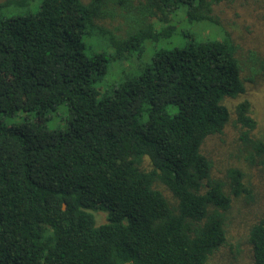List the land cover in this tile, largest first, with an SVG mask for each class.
Listing matches in <instances>:
<instances>
[{
  "label": "trees",
  "instance_id": "16d2710c",
  "mask_svg": "<svg viewBox=\"0 0 264 264\" xmlns=\"http://www.w3.org/2000/svg\"><path fill=\"white\" fill-rule=\"evenodd\" d=\"M221 1H0V264H214L234 203L256 194L203 146L234 120L236 157L264 163L250 102L234 119L227 105L264 76V57L223 27ZM179 15L220 37L149 58ZM114 64L122 77L106 88ZM61 106L66 123L46 129ZM247 240L249 264H264V216Z\"/></svg>",
  "mask_w": 264,
  "mask_h": 264
},
{
  "label": "rangeland",
  "instance_id": "374dc122",
  "mask_svg": "<svg viewBox=\"0 0 264 264\" xmlns=\"http://www.w3.org/2000/svg\"><path fill=\"white\" fill-rule=\"evenodd\" d=\"M37 7V5L31 4L29 9H25L24 12H34ZM215 9L220 16L223 27L232 33L234 40L245 51L247 49L254 50L264 57V0H222L219 4H216ZM177 19L174 23V34L171 37L156 44H147V47L148 45L152 46V49H148L149 58L152 57L155 50L188 44L192 40V36L200 41L207 36L216 34L217 37H220L221 35L215 28L204 26L205 24L191 25L182 19L181 15L177 16ZM161 25L159 23L157 27L160 28ZM94 48L96 49V47ZM94 48L92 47L91 50ZM114 68L104 78L102 85L106 88L117 81L119 82V78L122 77L120 66L116 65ZM134 70L132 69L130 72ZM243 101H249L251 104L252 116L257 122L255 134L264 136V76L257 77L253 82H247L246 92L240 97L227 100L233 119L235 118L236 106ZM69 116L68 108L61 106L58 110L49 114L45 128L53 130L63 127ZM17 118L4 117L3 123L11 126L25 120L31 122L34 120V114ZM234 125V120H231L222 135L208 137L203 149L214 161L216 170L219 169L225 172L226 168L230 166L243 169L248 174V181L253 185L256 202L247 205L240 198L234 203V220L230 225L228 242L213 258L214 264H249L248 256L250 255L251 246L247 240L248 229L264 216V163L258 162V164L250 166L251 164L240 161L236 157L241 142L239 141V129ZM262 160L264 161V158ZM94 216L98 225L107 221L106 212H95ZM237 246L240 248L239 253L237 252L239 255L238 262H233L232 259L236 253H231V250L237 249Z\"/></svg>",
  "mask_w": 264,
  "mask_h": 264
}]
</instances>
